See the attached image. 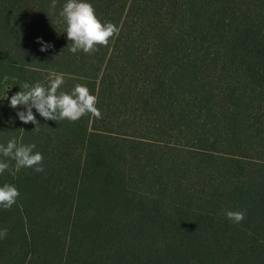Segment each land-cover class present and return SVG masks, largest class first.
<instances>
[{
	"label": "trees",
	"instance_id": "16d2710c",
	"mask_svg": "<svg viewBox=\"0 0 264 264\" xmlns=\"http://www.w3.org/2000/svg\"><path fill=\"white\" fill-rule=\"evenodd\" d=\"M65 2L54 15L51 0H0V144L44 157L42 173L0 175L40 201L0 209V260L122 264L134 246L145 264H201L214 246L220 262L264 264V0H87L120 29L92 55L68 50ZM52 73L60 91L86 85L103 118L33 109L39 130L23 124L11 96Z\"/></svg>",
	"mask_w": 264,
	"mask_h": 264
},
{
	"label": "clouds",
	"instance_id": "9594fccd",
	"mask_svg": "<svg viewBox=\"0 0 264 264\" xmlns=\"http://www.w3.org/2000/svg\"><path fill=\"white\" fill-rule=\"evenodd\" d=\"M56 7L57 0H51L49 9L54 15ZM57 23L64 26V33L69 41L67 48L72 54L78 52L95 54L101 47L109 46L120 31L112 22L101 23L95 8L87 0H66L59 12ZM37 42L42 43L40 40ZM49 47L51 46L45 44L40 51H47ZM65 83L62 73H52L47 87L40 82L32 86L24 83L22 85L24 90L11 96L9 106L12 109L18 107L26 109V111H18L17 117L23 124H33L35 131L39 130L40 124L33 109L46 121L78 122L85 116L103 118L97 107L98 97L91 94L86 85L77 83L68 93L60 91ZM35 148L34 143L20 144L15 137L10 139L6 146L0 144V155L15 162V167L12 169L8 162L0 160V175L9 171L15 176L21 169H32L36 173H42L44 157L40 152H34ZM19 196L20 192L15 186L4 184L0 187V209L10 210L16 205ZM225 215L234 225H239L245 220L243 211H226ZM6 237L7 229L0 230V239Z\"/></svg>",
	"mask_w": 264,
	"mask_h": 264
},
{
	"label": "rangeland",
	"instance_id": "374dc122",
	"mask_svg": "<svg viewBox=\"0 0 264 264\" xmlns=\"http://www.w3.org/2000/svg\"><path fill=\"white\" fill-rule=\"evenodd\" d=\"M3 123H4V120L0 118V126ZM26 170H29V169H26ZM20 185L23 187L22 190H24V191L20 190L19 200L20 201H23V203H26V205H29V204L30 205L31 204L39 205L40 204V201L39 200L38 201H34V200H31V199H28L27 198V194H26L27 193V190L30 191L28 189L27 185L29 187H31V184H29V183L26 184L25 181H23V182H21ZM39 209H42L41 208V205H40ZM54 209L55 210H59L60 207H59V209L57 207H54ZM114 218H115V221H116V216H114ZM115 224H116V222H115ZM129 235L130 236H133L134 233H129ZM111 240L112 241H116V229H114L112 231ZM115 249H116V242H115ZM216 252H217L216 247L213 246V247L209 248L206 251V253L208 255L204 258V260H203V262L201 264H228L226 262L223 263V262L218 261ZM139 253L140 252L134 246L130 247L128 249V253L126 254L127 257H128V261L123 262L122 264H145V262L148 261V260L139 258ZM74 257H76V256H74ZM111 257L112 258L110 259L109 253L106 252L105 254L102 255V257L100 258V261H106L108 263L116 264V255H114V256L111 255ZM17 259H19V258L18 257H15V258H13L11 260L12 261L16 260L14 262H17L18 263V260ZM242 261H243V259H241V262ZM241 262H240V264H244L243 262L242 263ZM5 263H8V262H5V260H0V264H5ZM57 264H66V262L65 261H62V262L57 263Z\"/></svg>",
	"mask_w": 264,
	"mask_h": 264
}]
</instances>
